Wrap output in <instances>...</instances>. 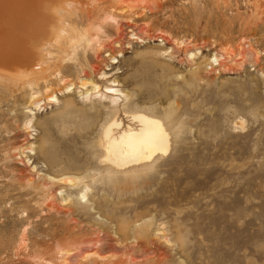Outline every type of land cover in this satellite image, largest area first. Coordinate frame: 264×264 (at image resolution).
<instances>
[{
	"label": "rangeland",
	"instance_id": "rangeland-1",
	"mask_svg": "<svg viewBox=\"0 0 264 264\" xmlns=\"http://www.w3.org/2000/svg\"><path fill=\"white\" fill-rule=\"evenodd\" d=\"M130 3L145 11L103 24L91 46L62 53V69L50 83L0 91V264H59L68 255L73 264L99 255L141 264H264V0ZM42 5L27 7L28 23L25 15L14 20L18 38L29 36ZM195 48L191 62L184 53ZM115 51L119 56L108 61ZM220 53L211 68L208 59ZM113 80L130 96L126 111L162 118L172 108L181 132L149 173L120 183L121 199L110 185L96 184L87 200L101 203L98 209L69 208L58 192L76 189L48 179L79 178L96 167L92 153L103 119L81 100V83L103 91ZM67 84L71 90L60 92ZM46 88L58 103L42 101L33 111L30 96L39 91L43 100ZM30 109L33 129L25 130ZM137 215L145 218L138 224L149 218L154 224L141 239H123L122 219L131 223ZM158 225L167 242L151 235Z\"/></svg>",
	"mask_w": 264,
	"mask_h": 264
},
{
	"label": "bare ground",
	"instance_id": "bare-ground-1",
	"mask_svg": "<svg viewBox=\"0 0 264 264\" xmlns=\"http://www.w3.org/2000/svg\"><path fill=\"white\" fill-rule=\"evenodd\" d=\"M38 1H41L43 5L40 7L41 9L36 12V15H34L33 23L29 28V36L26 35L22 38H18L17 29L19 28V22H15L14 20L18 19L22 21L25 15L26 23H28L27 7L36 4ZM129 1L131 0H0V40L2 39L1 37L3 33L1 34V32L3 30L6 31L4 32L5 35L10 37V39L11 35L12 37H17L18 40H24V38L28 37L25 41H15L14 39H11L12 42L16 43V46H18L19 49H10L15 52L22 51L21 53L25 54L24 57L20 60H11L10 62L0 60V91L6 90V93L7 90L18 91L25 89L27 91L26 88L31 91L33 88H39L40 84L46 85L47 82L57 78L62 69L60 65L62 63L60 62L62 57L67 56L70 51L76 50L77 46L81 43H83L84 47L91 46V43L97 39L96 35L101 32L103 24L109 21H111V23L113 21L114 23L118 17L130 20L134 16L138 17L141 12H143L144 7L141 5V8L137 7L138 4L136 2L137 6H130L131 3L128 4ZM2 12L5 13L3 14ZM3 25L4 29H1ZM130 37L132 39H139L135 37V34H133L132 31H130ZM192 50V52L189 50L184 53L191 62H193V59L198 55L196 48ZM100 51H102V48L95 52V54H97L96 57H100L98 54ZM245 52L244 56L248 57V53ZM62 53H64L63 56H61ZM225 53V55L221 53L213 54L208 59V63L211 64V66L217 65L218 59L223 58V55L226 57V55L229 54L227 52ZM116 55L119 56L118 51L106 54L105 57L108 61H114L115 57H117ZM98 73V76L104 78L105 74L101 72V69L98 70ZM108 84L109 85L107 86H103V91H100L98 85L94 82L85 81L84 83H81V87L84 89V92L80 94L81 100L89 101L91 109L95 105L98 107V110L103 113V119H101L102 121H100L96 127V151L92 153L94 158L96 157V167L85 169L83 176L79 178L61 176L59 179L50 177L48 179L56 184H70L71 187L68 188L73 187V189H76L73 192H66L65 190H61L62 187L58 192L60 202L69 208L85 206L88 211L98 209L101 203L99 204L93 200V202H88L87 200V194L92 191L91 185L96 184L103 185L102 187H104L105 184L110 185L111 191L116 194V200L119 199L124 193V190L120 187V183L125 180H133L147 172L149 173V171L153 169L156 161L169 152L171 142L177 138L182 129V124L177 121L175 111L172 108H165L162 111V118L149 114V112L147 113V110L133 112L126 111V107L130 105V96L117 88L114 80L109 81ZM71 87V84H67L60 89L61 91H59L67 93L71 90ZM49 89L50 88H46L44 90L46 95L43 100L39 98V91L30 96L29 105L33 111L40 110L42 101L53 104L58 103L55 92H52L50 91L51 89ZM59 91L58 93H60ZM32 110H28L31 117L24 123L25 130L33 129L32 119L34 113ZM120 113L122 114V117L126 119L127 123H123L122 119H120ZM241 122L243 123V121ZM241 122L238 123V125L240 124L242 127ZM234 129H237V127H234ZM42 142H44V139ZM30 148L28 147V150ZM87 168H89V166ZM98 191L101 192L103 196H105V194L107 195V191L103 188ZM108 197H110V195ZM49 199V207H52L54 205L52 202V196ZM140 207L141 205L139 208ZM114 208L115 207H113V209ZM139 217L138 220L132 218L134 221L131 223L122 219L119 231L123 239L138 240L140 237L147 236L150 226L154 223L151 224L152 221L149 218L147 221L145 220L141 224H138V221L144 218L141 216ZM154 229L155 230L150 232L151 235L154 233L153 236L157 237V240L163 239L165 241L167 236L165 237L162 232L164 228L158 225ZM158 236L161 238H158ZM86 242L88 243V241L82 243L87 244ZM99 242L100 240L95 241L97 244ZM60 252V254L68 255L69 250H60ZM101 257L99 255V257H95L96 259H92L86 264H141V262L136 259L128 261H125L124 259L122 261H113L111 258L104 259L103 256ZM129 257L131 258V256ZM116 259H118V257L114 258V260ZM71 260L72 257H69L68 255V257L62 259L59 264H73ZM145 261L147 262L146 258ZM77 264L83 263L80 262Z\"/></svg>",
	"mask_w": 264,
	"mask_h": 264
},
{
	"label": "water",
	"instance_id": "water-1",
	"mask_svg": "<svg viewBox=\"0 0 264 264\" xmlns=\"http://www.w3.org/2000/svg\"><path fill=\"white\" fill-rule=\"evenodd\" d=\"M7 24V23H6ZM6 26V25H5ZM1 29H4V25L2 26ZM6 32L5 30H3L1 32V34L3 33L2 35V39L0 40V60H5V61H8L10 62L11 60H20L22 57H24L25 54H22L21 52H15V51H12L10 48H14L16 50V48L19 49L18 46H16V43L15 42H12L11 39H13L12 35H11V39L10 37H8L7 35H5ZM3 45V47H2ZM28 53V52H27Z\"/></svg>",
	"mask_w": 264,
	"mask_h": 264
},
{
	"label": "built area",
	"instance_id": "built-area-1",
	"mask_svg": "<svg viewBox=\"0 0 264 264\" xmlns=\"http://www.w3.org/2000/svg\"><path fill=\"white\" fill-rule=\"evenodd\" d=\"M211 68H216V65H213Z\"/></svg>",
	"mask_w": 264,
	"mask_h": 264
}]
</instances>
